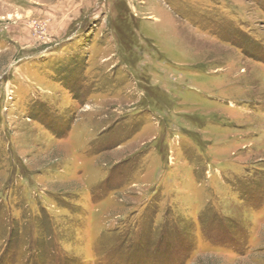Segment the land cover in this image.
<instances>
[{
  "label": "rangeland",
  "instance_id": "rangeland-1",
  "mask_svg": "<svg viewBox=\"0 0 264 264\" xmlns=\"http://www.w3.org/2000/svg\"><path fill=\"white\" fill-rule=\"evenodd\" d=\"M0 264H264V0H0Z\"/></svg>",
  "mask_w": 264,
  "mask_h": 264
}]
</instances>
